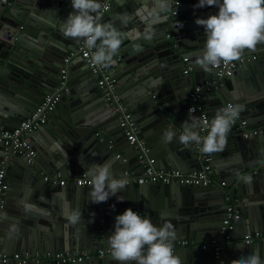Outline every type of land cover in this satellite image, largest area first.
<instances>
[{
    "label": "water",
    "instance_id": "1",
    "mask_svg": "<svg viewBox=\"0 0 264 264\" xmlns=\"http://www.w3.org/2000/svg\"><path fill=\"white\" fill-rule=\"evenodd\" d=\"M160 2L110 0V7L100 20L112 22L125 34V39L114 63L106 68L137 123L138 137L150 148L148 156H155L152 157L154 166L188 173L200 168L201 161L195 143L185 147L179 143L178 134L189 118L188 94L194 85L213 84L211 90L203 89L199 97L210 121L217 109L232 102L243 106L240 115L249 124L264 125V44L258 45L255 51L243 53L255 58L239 63L232 75L219 78L217 69L206 73L194 61L203 52L206 42L205 30L195 20L209 17L207 7L195 8L198 0H164L168 6L161 10ZM215 10L218 14V7ZM72 11L70 0L0 3L1 129H13L47 93L56 90L62 82L61 69H67L66 87L68 82L80 78L73 96L60 91L61 100L48 114L46 123L30 133L29 139H36L35 148L31 144L35 164L28 163L25 156L6 155L0 144V168H5L8 182L0 208V255L14 251L45 255L57 251L89 249L95 253L98 249H110L108 237L114 232L115 218L129 208L150 218L158 227L171 223L177 234L172 244L180 238L194 239L198 244L209 243L219 234L227 191L239 197L240 217L236 223L244 224L248 232L264 231V133L245 138L234 124L225 148L237 149L241 158L221 165L212 163L217 181H224V186L179 183L135 186L130 182L107 202L96 204L90 198L91 185L60 186L43 180V172L69 178L85 173L93 163L106 161L112 164L116 178L143 169L136 149L129 144L119 125L117 114L98 90L97 76L84 58L78 53L72 55L78 40L65 36L62 30ZM118 14H127V23H121ZM33 28H37L42 37L34 34ZM28 34L36 35L37 40H32ZM149 34L151 39H145ZM47 38L53 39L56 45L46 42ZM68 56L69 60L64 61ZM184 57L191 66L188 73L183 72ZM77 63H80L79 73L74 76L73 66ZM167 129L176 133L170 144L162 140ZM96 131L102 133L103 138L96 136ZM134 162L140 168L137 172L131 169ZM258 166L260 172L254 175ZM246 177L251 178L250 182L245 181ZM119 196L125 197L123 202L118 200ZM76 208L81 210L82 219L72 225L67 216ZM243 235L232 232V242L222 251L223 264H231L232 260L252 251H258L264 258V242L246 243ZM227 251L231 252L229 257L225 255ZM174 254L180 256L183 264H211L213 261L212 248L202 249L201 245L176 248ZM27 264L118 262L110 252L76 263L41 259Z\"/></svg>",
    "mask_w": 264,
    "mask_h": 264
},
{
    "label": "clouds",
    "instance_id": "2",
    "mask_svg": "<svg viewBox=\"0 0 264 264\" xmlns=\"http://www.w3.org/2000/svg\"><path fill=\"white\" fill-rule=\"evenodd\" d=\"M73 11L63 24L64 35L75 40H82L91 54V63L99 67H108L114 63L119 54L125 34L112 22L102 23L99 12V0H71ZM164 0L160 2L161 10L167 8ZM218 7V14L207 19L197 18L195 23L204 28L206 42L203 52L195 58V64L204 72L211 74L221 64L227 65L238 61L245 50L255 51L264 44V0H198L195 8ZM121 23H127V14H118ZM159 19V15H157ZM180 27H183L180 24ZM145 39H151L146 35ZM184 121L183 133L179 135V143L185 147L195 143L202 145L205 154L222 152L234 121L243 111L242 105L229 104L216 110L208 119H199L192 115ZM206 129L207 135L200 134ZM176 133L167 129L162 134L166 144L173 142ZM92 190L90 198L93 203H105L110 197L125 189L126 178H116L110 162L93 163L85 172ZM246 177L245 181L250 182ZM123 202L125 197H117ZM94 215V214H93ZM82 212L76 208L67 216L70 224L81 222ZM176 231L171 223L156 226L150 218L142 216L131 208L115 218L114 232L108 237L112 258L118 264H183L179 255L174 254L172 242L176 239ZM231 264H264L258 251L247 256L234 259Z\"/></svg>",
    "mask_w": 264,
    "mask_h": 264
},
{
    "label": "built area",
    "instance_id": "3",
    "mask_svg": "<svg viewBox=\"0 0 264 264\" xmlns=\"http://www.w3.org/2000/svg\"><path fill=\"white\" fill-rule=\"evenodd\" d=\"M71 1V0H70ZM0 3H9V0H0ZM102 7L99 12V16L104 14L110 7V0H99ZM178 1H176V4ZM174 13V12H173ZM208 16L216 14L215 6L207 7ZM170 35L167 34V37ZM95 51L86 48L82 40L77 43V49L75 52L78 53L82 58H84L90 71L97 76L96 85L98 90L103 93L104 99L109 102L112 106L114 113L117 114L119 125L124 132L127 141L131 144L137 151L138 161L142 164V171L134 174H125L128 183H134L142 185L144 183H161L165 185L179 183L181 185H191V186H207L213 185L224 186L225 182H218L217 179L213 177V166H212V154H205L200 149L202 145H195V149L198 152V157L201 161V167L195 169L191 172L185 173L179 169H169L163 170L158 169L154 166V158L148 156L150 148L144 142L143 139L139 138L137 135V123L134 120L132 114L128 111L125 106L121 96L117 93L116 82L114 78L109 74L106 67H99L91 63V54ZM70 56L66 57L64 61H68ZM255 55L242 54L238 61H233L227 65L223 63L217 69V75L219 78L232 75L233 71L237 65L249 59H254ZM184 73L191 71V66L187 63V57L183 58ZM67 75V69H61V85L53 92L47 93L41 103L24 119L19 121V123L11 130H3L0 128V144L4 147L5 154L21 155L27 158V162L30 164H35V151L31 146L29 141V135L36 128L46 123L48 119V114L56 107V105L61 100L60 91H68V87L65 86L64 79ZM213 84L211 82H205L204 84H197L192 87L188 94L189 112L190 109H195L192 113L195 117L199 119L210 118L205 111L203 105L199 102L200 92L205 90H211ZM229 104L234 105L232 102H226L224 107ZM238 129L241 130L242 136L245 138H250L264 133V125L252 126L249 124L247 119L239 115V117L233 123ZM206 129H201L200 134L202 136L207 135ZM76 175L71 178V180L61 177L59 173L56 174H46L42 173V178L51 184H58L64 186L66 184L75 183L76 185H90V177L84 175ZM8 187V182L6 179V170L4 167L0 168V208L4 203V193ZM225 200L227 202L224 218L219 227V234L216 239L209 243L201 244L202 249L211 247L213 250V261L211 264H223L222 251L224 247L232 242V230L236 223V220L240 217V212L238 210V198L234 196L230 191L225 194ZM244 242L249 243L253 241L264 242V231H253L248 232L243 235ZM192 241L189 239H178L175 244H172L173 251L177 247H185L189 245ZM110 249L102 248L98 249L95 253L91 252L89 249H82L80 251H57L48 252L45 255L40 253L29 254L25 252L24 254L15 252L10 255L1 254L0 262L9 263L13 262L15 264H27L29 261L38 262L41 259H48L56 263H76L81 262L85 259L93 258L94 256L102 257L110 253Z\"/></svg>",
    "mask_w": 264,
    "mask_h": 264
},
{
    "label": "crops",
    "instance_id": "4",
    "mask_svg": "<svg viewBox=\"0 0 264 264\" xmlns=\"http://www.w3.org/2000/svg\"><path fill=\"white\" fill-rule=\"evenodd\" d=\"M21 0H9V4H12V3H14V2H20ZM33 1H35V2H37L38 4H39V2H42V0H33ZM67 1V0H66ZM39 8H40V11H42V9H43V7L42 6H40L39 5ZM34 30H32V32H35L34 34H36V33H38L37 34V36L40 38V37H42V35H40L39 36V33H40V31H38V29L36 28H33ZM38 31V32H37ZM29 38H31L32 40H37L36 38H35V36L36 35H31V34H28L27 35ZM48 36V35H47ZM49 37V36H48ZM53 40V39H52ZM50 38H47V40H45L46 42H48V43H50V44H54V45H56L55 44V42H53ZM247 52V50H245L244 51V53H246ZM79 67H80V63H77V64H75L74 66H73V71H74V76H76L79 72H78V70H79ZM80 79V78H79ZM79 79H76V81H74V82H71V83H69L68 82V85H67V87H68V91L66 92L69 96H73V93H74V87L75 86H79L80 84H79ZM56 89V88H55ZM73 91H72V90ZM74 96H76V94H74ZM123 100V99H122ZM123 102H124V104H125V106L127 107V104H126V102L123 100ZM13 103V102H12ZM11 103V104H12ZM258 123H262L261 121H259ZM251 124V123H250ZM252 126H255V124H251ZM258 125V124H257ZM183 133V130L181 131V130H179V134H178V137H179V135L180 134H182ZM33 136V135H32ZM96 136H99V137H101V138H103V135H102V133H100L99 131H96ZM143 139V138H142ZM176 139H177V137H176ZM30 140V142H31V144H32V146L35 148V141H36V139L34 138V139H29ZM196 145V144H195ZM194 148H195V146H194ZM235 153H237L238 154V156H235ZM151 157H154L155 158V156H153V155H151ZM233 158H241V153H240V151H238L237 149H232V150H230V151H228L226 148L224 149V151H222V152H218V153H212V163L213 164H217V165H221V164H223L224 162H226V161H228V160H233ZM157 166V165H156ZM158 167V166H157ZM131 169H132V172H137V171H139L140 170V168L138 167V165H137V163L136 162H134L133 163V165H132V167H131ZM260 172V167L258 166L257 168H255L254 169V171H253V174L254 175H256V174H258ZM42 173V172H41ZM43 173H45V172H43ZM48 174V173H47ZM43 176V175H42ZM213 177L215 178V179H217L218 178V175H216L215 173H214V167H213ZM71 178L72 177H69V178H67V179H69V180H71ZM70 183V182H69ZM135 186H137V184H135ZM215 187V186H214ZM229 189H231V188H229ZM236 193V192H235ZM236 197L238 198V205L240 206V201H239V197H238V195H236ZM93 210H94V208H93ZM95 211V210H94ZM39 223V222H38ZM40 224V223H39ZM60 223L58 222V225H59ZM249 230L244 226V224H238V223H236L235 224V228H234V230L232 231V232H234V235H237V236H242L244 233H246V232H248ZM180 239H189V238H180ZM189 240H191L192 242L191 243H189V245H187V246H185V247H194V248H197L198 247V245H201V244H203V243H205V242H202L201 244H198L194 239H189ZM233 244H234V242H233ZM177 248H181V247H177ZM15 252H19V251H14L13 253H15ZM20 253V252H19ZM229 253L231 254V252H229V251H227V252H225V255L226 256H228L229 257ZM222 260H223V252H222ZM224 262V261H223Z\"/></svg>",
    "mask_w": 264,
    "mask_h": 264
}]
</instances>
